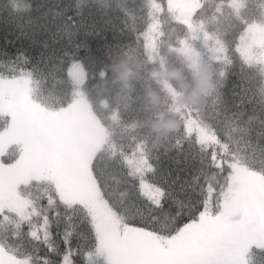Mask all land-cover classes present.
Here are the masks:
<instances>
[{
	"label": "trees",
	"instance_id": "obj_1",
	"mask_svg": "<svg viewBox=\"0 0 264 264\" xmlns=\"http://www.w3.org/2000/svg\"><path fill=\"white\" fill-rule=\"evenodd\" d=\"M26 2L0 0V73H27L11 70L22 53L35 83L27 98L19 87L0 82V113L6 111L0 114V203L6 210L14 202L38 201L50 187L25 167L26 152L32 151L38 160L55 164L70 159L90 184L99 211L125 219L131 209L122 152L133 156L140 147L159 155L164 170L175 171L165 151L181 132L186 110H198L206 122H215V117L226 129H235V149L250 159H264V136L256 135L264 130L257 119H264L259 111L264 62L248 60L240 44L250 23H264V0H199L191 13V0H97L106 14L89 6L90 0H30L32 25L18 10ZM69 3L84 8L82 16L76 17L74 9L69 13L77 21L71 43L59 30L64 15H56ZM118 8H127L129 15ZM191 24L220 43L216 56L186 50L193 39L202 42ZM66 53L87 69L83 97L74 94ZM218 92L233 111L235 105L246 110L251 144L243 135L244 122L224 113ZM21 108L25 131L16 130ZM65 134L69 149L62 147ZM228 219L240 223L241 209ZM154 227L166 231L172 225L161 219ZM10 242L21 251L27 248L23 235ZM248 264H264V255L251 253Z\"/></svg>",
	"mask_w": 264,
	"mask_h": 264
},
{
	"label": "snow or ice",
	"instance_id": "obj_2",
	"mask_svg": "<svg viewBox=\"0 0 264 264\" xmlns=\"http://www.w3.org/2000/svg\"><path fill=\"white\" fill-rule=\"evenodd\" d=\"M89 6L107 13L97 0H90ZM72 9L76 17L83 15L79 3H69L56 14L65 17L59 30L70 43L77 24L69 14ZM18 10L34 23L30 0ZM118 10L129 15L127 8ZM66 55L69 66L78 61ZM27 63L21 53L11 70L30 74ZM217 95L224 113L244 122L243 135L251 144L246 110L235 105L233 111L224 94ZM259 111L264 113V101ZM183 119L181 132L165 151L175 171L164 170L159 155L150 151L132 159L131 152H122L131 209L123 220L118 213L99 211L90 184L70 159L55 164L27 151L25 167L50 187L38 201H18L7 210L0 203V264H248L251 253L264 255V159L242 155L234 147L235 129H226L215 117V122H206L198 110H186ZM257 119L264 125V119ZM26 129L21 108L16 130ZM256 135L264 136V130ZM237 208L244 219L232 224L228 218ZM161 219L172 227L157 230L154 225ZM21 235L27 239L24 251L10 242Z\"/></svg>",
	"mask_w": 264,
	"mask_h": 264
},
{
	"label": "rangeland",
	"instance_id": "obj_3",
	"mask_svg": "<svg viewBox=\"0 0 264 264\" xmlns=\"http://www.w3.org/2000/svg\"><path fill=\"white\" fill-rule=\"evenodd\" d=\"M193 3L189 7V13L193 11V9L198 4L199 0H191ZM192 30L194 31L195 35L199 36L201 41H198L197 39H193L190 44L191 46L187 47L186 50H189L190 48H193L195 51V54L199 57L202 56L201 53L208 52L209 55L216 56L221 51V45L220 43L215 40L214 38L210 37L208 33H206L204 30H202L198 26L192 25ZM195 38V37H194ZM242 51L245 53L246 58L248 60L253 59H261L264 62V23H250L248 27L246 28L241 40H240ZM69 75L74 83V94L78 97H83L85 95V89L83 87L85 80L87 78V69L84 66L83 63H81L79 60L76 62L71 63V66H69L68 69ZM0 76H2L4 79L0 82L6 83L9 82V84L15 85L21 89V92L27 97H31L35 90V83L33 81V78L28 74L25 73L23 75H19L16 77H9L6 75H2L0 73ZM5 110H2L0 114H5ZM69 136L68 134H65V140H62V147H65L66 149H69V146L66 142V137ZM65 143V144H64ZM144 152V150L140 147L135 148L133 152L132 158H139L141 153ZM63 161V157H62ZM16 203V202H14Z\"/></svg>",
	"mask_w": 264,
	"mask_h": 264
},
{
	"label": "flooded vegetation",
	"instance_id": "obj_4",
	"mask_svg": "<svg viewBox=\"0 0 264 264\" xmlns=\"http://www.w3.org/2000/svg\"><path fill=\"white\" fill-rule=\"evenodd\" d=\"M46 139H47V141H49L50 137L48 136V137H46ZM48 143H50V142H48Z\"/></svg>",
	"mask_w": 264,
	"mask_h": 264
}]
</instances>
